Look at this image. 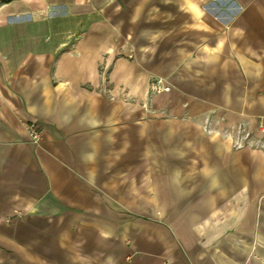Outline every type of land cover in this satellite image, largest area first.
Listing matches in <instances>:
<instances>
[{
    "label": "crops",
    "instance_id": "obj_1",
    "mask_svg": "<svg viewBox=\"0 0 264 264\" xmlns=\"http://www.w3.org/2000/svg\"><path fill=\"white\" fill-rule=\"evenodd\" d=\"M260 125L264 0H0V264H264Z\"/></svg>",
    "mask_w": 264,
    "mask_h": 264
},
{
    "label": "built area",
    "instance_id": "obj_2",
    "mask_svg": "<svg viewBox=\"0 0 264 264\" xmlns=\"http://www.w3.org/2000/svg\"><path fill=\"white\" fill-rule=\"evenodd\" d=\"M170 89H171L170 85H168L165 79L163 78L154 79L150 84V92L152 94L158 95L163 92H168L170 91ZM259 130L263 134V139L262 141H258V143H261V146L264 148V125H260ZM239 131L241 133L246 132L245 128H240ZM28 132L31 143L38 145L41 140V134H42L41 128L36 123H31L28 125ZM249 136H250L249 132H246L245 135H243L244 138L236 139L235 142L237 144V147L243 146V142H245V140H248Z\"/></svg>",
    "mask_w": 264,
    "mask_h": 264
}]
</instances>
